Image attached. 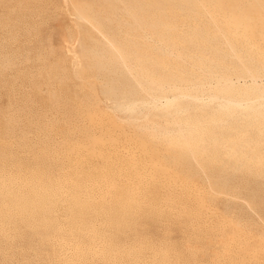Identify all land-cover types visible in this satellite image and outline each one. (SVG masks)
<instances>
[{"label": "rangeland", "instance_id": "obj_1", "mask_svg": "<svg viewBox=\"0 0 264 264\" xmlns=\"http://www.w3.org/2000/svg\"><path fill=\"white\" fill-rule=\"evenodd\" d=\"M0 264H264V0H0Z\"/></svg>", "mask_w": 264, "mask_h": 264}, {"label": "bare ground", "instance_id": "obj_2", "mask_svg": "<svg viewBox=\"0 0 264 264\" xmlns=\"http://www.w3.org/2000/svg\"><path fill=\"white\" fill-rule=\"evenodd\" d=\"M214 31V30H213ZM244 46V45H243ZM169 51V50H168ZM200 85V84H199ZM214 87V86H213ZM211 91V90H210ZM214 93V92H213ZM180 96V95H179ZM192 98V97H191ZM159 102V101H158ZM227 102V101H226ZM235 103V102H234ZM232 104V103H231ZM195 109V108H194ZM197 109V108H196ZM195 111V110H194ZM244 111V110H243ZM249 117V116H248ZM174 119V118H173ZM185 125V124H184ZM183 128V127H182ZM193 131V130H192ZM197 131V130H196ZM201 131V130H200ZM195 132V131H194ZM204 133V132H203ZM199 136V135H198ZM207 140V139H206ZM208 141V140H207ZM206 141V142H207ZM207 143H209V142H207ZM217 150V149H216ZM78 152V151H77ZM5 176V175H4ZM10 181V180H9ZM67 181V180H66ZM23 198V197H22Z\"/></svg>", "mask_w": 264, "mask_h": 264}]
</instances>
